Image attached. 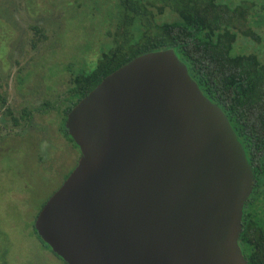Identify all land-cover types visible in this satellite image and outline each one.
I'll return each instance as SVG.
<instances>
[{
  "label": "water",
  "instance_id": "water-1",
  "mask_svg": "<svg viewBox=\"0 0 264 264\" xmlns=\"http://www.w3.org/2000/svg\"><path fill=\"white\" fill-rule=\"evenodd\" d=\"M65 127L81 156L34 226L66 264H248L252 167L173 49L105 77Z\"/></svg>",
  "mask_w": 264,
  "mask_h": 264
},
{
  "label": "trees",
  "instance_id": "trees-1",
  "mask_svg": "<svg viewBox=\"0 0 264 264\" xmlns=\"http://www.w3.org/2000/svg\"><path fill=\"white\" fill-rule=\"evenodd\" d=\"M107 13L110 20L105 23V37L97 60L90 65L74 62L64 67L70 74L64 91L48 95L34 109L24 107L14 112L7 107L4 113L0 110V124L3 126L4 116L9 115L15 126L28 130L33 126L37 110L41 115H48L43 121L46 124L37 127L48 131L55 119L57 133L80 157V149L65 127L73 107L105 77L134 58L173 49L203 94L228 116L245 149L254 181L252 193L243 206L238 244L248 264H264L263 205H258L264 201V54L237 49L240 39L260 42L258 31L264 28V2L114 0V6ZM4 18L10 22L7 16ZM77 64L79 69L73 70ZM19 82L22 85L24 79ZM53 112L55 118L51 116ZM44 157L42 154L40 159ZM34 231L40 238L35 226Z\"/></svg>",
  "mask_w": 264,
  "mask_h": 264
},
{
  "label": "rangeland",
  "instance_id": "rangeland-1",
  "mask_svg": "<svg viewBox=\"0 0 264 264\" xmlns=\"http://www.w3.org/2000/svg\"><path fill=\"white\" fill-rule=\"evenodd\" d=\"M112 6L114 0H0L1 113L7 107L14 112L38 107L66 88L70 74L64 67L96 61ZM258 32L260 42L240 39L237 49L264 54V28ZM34 113L28 130L15 126L9 115L0 124V264H66L44 246L34 225L79 155L59 136L55 119L44 132L39 126L48 115ZM258 205L264 216V201Z\"/></svg>",
  "mask_w": 264,
  "mask_h": 264
},
{
  "label": "flooded vegetation",
  "instance_id": "flooded-vegetation-1",
  "mask_svg": "<svg viewBox=\"0 0 264 264\" xmlns=\"http://www.w3.org/2000/svg\"><path fill=\"white\" fill-rule=\"evenodd\" d=\"M80 156H81V154H80ZM80 158V157H79ZM79 161V160H78Z\"/></svg>",
  "mask_w": 264,
  "mask_h": 264
}]
</instances>
